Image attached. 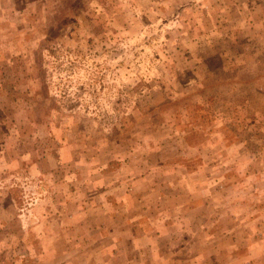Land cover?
I'll return each instance as SVG.
<instances>
[{"label": "rangeland", "instance_id": "1", "mask_svg": "<svg viewBox=\"0 0 264 264\" xmlns=\"http://www.w3.org/2000/svg\"><path fill=\"white\" fill-rule=\"evenodd\" d=\"M0 264H264V0H0Z\"/></svg>", "mask_w": 264, "mask_h": 264}, {"label": "crops", "instance_id": "2", "mask_svg": "<svg viewBox=\"0 0 264 264\" xmlns=\"http://www.w3.org/2000/svg\"><path fill=\"white\" fill-rule=\"evenodd\" d=\"M195 177H196V176H195ZM194 191H195V190H194ZM192 199H193V194H191V196L188 195V200H187V202H185V203L182 205V207L187 208V210H189V211H193V214L196 215V214H197V213H196L197 207H195V205H194ZM200 208H201V207H200ZM206 209H209V208H208V206L206 205V203H204V204H203L202 211L199 210L200 212H198V213H204V210H206ZM205 213H206V212H205ZM204 216H206V215H204ZM210 218H211V216H210L209 218H207V220H204V221H202V222H198V225H199V226H202L203 224H207V223H209V222H210ZM205 219H206V218H205ZM182 225H183V224L180 225V223H178L179 230L181 229ZM196 227H197L196 222H192V223H190V224L187 225L188 231H189V230H195Z\"/></svg>", "mask_w": 264, "mask_h": 264}]
</instances>
